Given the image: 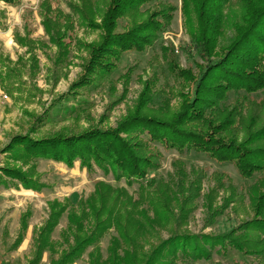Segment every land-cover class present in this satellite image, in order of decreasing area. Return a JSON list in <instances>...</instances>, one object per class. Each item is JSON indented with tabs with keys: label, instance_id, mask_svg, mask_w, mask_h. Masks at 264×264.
Instances as JSON below:
<instances>
[{
	"label": "rangeland",
	"instance_id": "1",
	"mask_svg": "<svg viewBox=\"0 0 264 264\" xmlns=\"http://www.w3.org/2000/svg\"><path fill=\"white\" fill-rule=\"evenodd\" d=\"M50 1L66 15L73 14L70 3L77 4V0ZM196 1L188 0L182 13L181 0H175L178 10L154 49L124 53L110 75L95 81L93 88L77 90H72V86L84 75L90 57L87 47L98 46L101 33L73 14L66 54L59 56V63L54 66L57 50L49 43L42 26L40 4L43 0H20L18 6L0 3V11L6 18L0 27V69L4 62L20 72L19 79L11 84L15 89L20 83L18 92L11 90L10 85L3 88L0 84V167L6 157L2 151L15 134L32 133V137L41 138L59 132L78 133L96 126L115 129L135 111L144 82L153 76L158 77L153 107L158 109L166 97L170 113H178L187 97H192L191 81L206 65L197 56L192 42L199 27ZM218 1L226 4L215 58L222 55V48L235 37L232 26L239 23L245 4L244 0ZM209 2L216 7L213 0ZM94 20L100 23L99 19ZM164 35L168 36L166 40ZM18 37L35 42L32 53L38 70L34 77L30 75V53L27 46L20 45ZM179 72L186 75V80L179 78ZM198 127L205 131L201 125ZM155 147L162 155L159 169L139 182L115 181L111 174L104 175L94 166L93 172L87 173L80 162L69 168L52 161H35L36 175L45 185L40 192L0 188V264H28L36 233L48 218V204L69 201L76 209L79 200L86 202L94 194L97 181L113 188V192L105 194L107 197L101 205L94 206L99 215L93 218L94 214L89 212V220H83L82 225L90 241L96 233H103L97 243L91 242L78 259H69L67 264H91L90 256L96 250L99 263L106 262L114 248L123 258L130 252L125 239L135 243L139 259L140 254H150L174 235L220 236L253 220L248 192L252 180L242 179L232 163L213 161L205 153H180L176 148ZM163 208L167 209L163 211ZM23 217L24 231L21 229ZM75 235L76 229L69 226L65 213L51 236L56 252L46 251L39 264H56L75 245ZM19 236L21 242L17 244ZM193 245L187 244L184 251L189 252ZM181 258L177 254L176 258L163 259L160 264H257L253 257L234 251H228L226 256L212 252L209 261L191 263Z\"/></svg>",
	"mask_w": 264,
	"mask_h": 264
},
{
	"label": "trees",
	"instance_id": "2",
	"mask_svg": "<svg viewBox=\"0 0 264 264\" xmlns=\"http://www.w3.org/2000/svg\"><path fill=\"white\" fill-rule=\"evenodd\" d=\"M174 1L77 0V4L70 3L73 14L101 33L99 45L87 47L90 57L84 67V75L74 83L72 90L93 88L95 81L103 80L116 69L124 53L154 49L178 10ZM209 1H196L195 16L199 27H196L198 33L192 39L197 56L206 65L191 81L192 97H187L178 113H170L166 97L158 109L153 107L158 83V77L153 76L144 82L135 111L120 121L115 129L96 126L78 133L59 132L41 138L32 137V133L15 134L2 151L6 157L0 167V188L40 192L45 185L36 175L34 163L37 160L52 161L69 168L80 162L87 173H92L94 166L104 175L111 174L118 182L144 181L150 172L159 169L162 155L156 145L165 150L176 148L180 153H205L213 161L232 163L242 179L252 180L248 192L254 218L225 235L200 238L174 235L150 254H140L139 259L135 243L130 244L125 239L130 252L127 251L123 258L114 248L107 261L99 263L96 250L90 256L91 264H160L161 260L176 258L177 254H181L182 261L193 263L209 261L212 252L226 256L228 251L253 257L257 264H264V0H244L242 17L232 26L236 35L228 46L222 48V55L218 58H215V51L219 48L216 41L222 31V11L226 3L213 0L216 6L213 8ZM187 2L181 0L182 13ZM0 3L18 6L20 0H0ZM73 14L66 15L50 0H43L40 4L42 26L49 43L57 50L54 66L58 65L59 56L66 54L69 45L66 39L73 29ZM94 18L100 23L97 24ZM5 19L4 12L0 11V27ZM18 42L27 46L30 75L34 77L38 70L32 53L35 42L23 38ZM5 65L4 62L1 65L0 84L3 88L8 85L11 88L15 79H19L20 72ZM182 74L179 72V78L186 80V75ZM19 85L11 90H19ZM198 125L205 131L197 128ZM178 175L181 179V171ZM112 190L97 181L94 194L86 202L79 200L76 209L69 201L50 202L48 218L36 233L32 259L28 264H39L46 251L56 252L51 236L65 213L69 226L76 229L75 240L73 238L76 243L56 264L78 259L86 246L91 242L93 245L97 243L95 241L103 231L96 233L90 241L83 230V220H89V212L94 214L93 218L97 216L99 210L94 211V206L101 205L103 198L107 197L105 194ZM25 228L23 217L21 229L24 231ZM20 242L21 236L16 243ZM191 243L193 248L185 252L187 244Z\"/></svg>",
	"mask_w": 264,
	"mask_h": 264
},
{
	"label": "built area",
	"instance_id": "3",
	"mask_svg": "<svg viewBox=\"0 0 264 264\" xmlns=\"http://www.w3.org/2000/svg\"><path fill=\"white\" fill-rule=\"evenodd\" d=\"M166 36H167V35H164L163 39H165V40H166ZM167 37H168V36H167Z\"/></svg>",
	"mask_w": 264,
	"mask_h": 264
},
{
	"label": "crops",
	"instance_id": "4",
	"mask_svg": "<svg viewBox=\"0 0 264 264\" xmlns=\"http://www.w3.org/2000/svg\"><path fill=\"white\" fill-rule=\"evenodd\" d=\"M1 4H3V3H1ZM3 5H5V4H3ZM7 6V5H6Z\"/></svg>",
	"mask_w": 264,
	"mask_h": 264
}]
</instances>
